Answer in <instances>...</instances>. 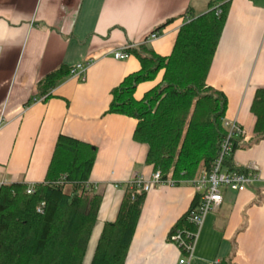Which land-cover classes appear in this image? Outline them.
<instances>
[{"label": "crops", "instance_id": "obj_1", "mask_svg": "<svg viewBox=\"0 0 264 264\" xmlns=\"http://www.w3.org/2000/svg\"><path fill=\"white\" fill-rule=\"evenodd\" d=\"M218 0H0V183L37 184L46 178L57 138L65 134L97 148L90 181L102 204L83 264H91L104 225L115 221L127 183L138 173L151 179L148 146L134 140L137 120L107 113L112 90L141 69L131 54L113 53L146 44L171 54L188 11L202 15ZM158 33L156 39L150 35ZM88 63L87 79L67 76L44 99L39 83L62 66ZM138 85L140 100L161 79ZM228 99L225 118L244 129L233 153L235 167L255 164L264 173V138H255L251 106L264 87V0H231L207 77ZM190 185H153L147 192L125 264H179L170 233L190 210ZM264 264V182L224 200L201 229L189 264Z\"/></svg>", "mask_w": 264, "mask_h": 264}, {"label": "trees", "instance_id": "obj_2", "mask_svg": "<svg viewBox=\"0 0 264 264\" xmlns=\"http://www.w3.org/2000/svg\"><path fill=\"white\" fill-rule=\"evenodd\" d=\"M231 0L210 4L202 15L191 14L180 28L170 55L157 54L146 44L135 45L141 69L127 75L112 90L107 113L137 120L134 140L148 146L146 163L161 172L162 180L196 179L210 172L227 137L224 126L228 99L207 83L208 73L226 24ZM62 66L39 83L44 99L69 75ZM162 79L140 100L139 84ZM257 140L264 138V87L256 90L251 106ZM225 161L241 140H233ZM97 148L69 135L57 138L46 178L34 184H0V264H83L97 221L102 196L91 187ZM147 192L126 188L115 221L104 225L91 264H125ZM200 199L197 193L194 207ZM183 218V217H182ZM182 218L178 222H181ZM216 264H231L221 261Z\"/></svg>", "mask_w": 264, "mask_h": 264}, {"label": "built area", "instance_id": "obj_3", "mask_svg": "<svg viewBox=\"0 0 264 264\" xmlns=\"http://www.w3.org/2000/svg\"><path fill=\"white\" fill-rule=\"evenodd\" d=\"M158 33L150 35V39H156ZM117 50L113 53L114 58L118 60L128 59L131 55L129 48ZM88 63H79L69 69L71 78L84 82L87 79L86 70ZM6 123L4 111L0 110V132ZM227 129V137L220 143V151L210 172L204 171L202 175L196 179L189 181H181V183H189L200 195L199 202L183 216L181 222L170 233V241L174 243L182 252L183 257L179 264H189L194 257L195 248L201 229L206 221L207 216L217 210L224 200V190L235 192H243L248 188L264 182V173L255 164H251L246 168L237 167L231 170L225 165V161L233 151V140L244 137L243 127L235 120L230 121L226 118L223 120ZM23 182V181H20ZM5 184V183H0ZM91 187L97 188V185L90 181ZM178 185L175 180H162L161 172L155 171L151 179H146L141 174H134L132 179L127 183V187L131 190L148 192L153 185ZM34 191V184H29L28 193Z\"/></svg>", "mask_w": 264, "mask_h": 264}, {"label": "rangeland", "instance_id": "obj_4", "mask_svg": "<svg viewBox=\"0 0 264 264\" xmlns=\"http://www.w3.org/2000/svg\"><path fill=\"white\" fill-rule=\"evenodd\" d=\"M166 185H169V184H166ZM178 185H190V186H192L191 184H189V183H181V184H178Z\"/></svg>", "mask_w": 264, "mask_h": 264}]
</instances>
